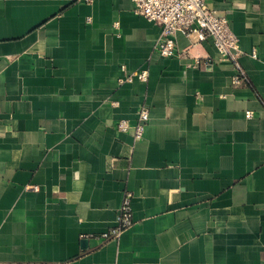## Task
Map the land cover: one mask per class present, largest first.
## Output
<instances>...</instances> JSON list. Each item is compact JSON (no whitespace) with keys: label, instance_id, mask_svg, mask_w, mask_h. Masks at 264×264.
I'll list each match as a JSON object with an SVG mask.
<instances>
[{"label":"crops","instance_id":"crops-1","mask_svg":"<svg viewBox=\"0 0 264 264\" xmlns=\"http://www.w3.org/2000/svg\"><path fill=\"white\" fill-rule=\"evenodd\" d=\"M206 4L239 84L211 38L158 55L131 0H0V264H264V0Z\"/></svg>","mask_w":264,"mask_h":264},{"label":"built area","instance_id":"built-area-1","mask_svg":"<svg viewBox=\"0 0 264 264\" xmlns=\"http://www.w3.org/2000/svg\"><path fill=\"white\" fill-rule=\"evenodd\" d=\"M134 12L149 21L161 25L160 36L154 46L155 52L163 57L175 55L176 35L181 32L190 40L202 41L211 38L222 59L230 60L236 69L232 78L234 84H239L244 79V72L238 62L240 49L237 36L231 30L229 21L225 14L217 13L208 7L206 0H131ZM256 57L255 52L252 53ZM200 61L196 59L187 67L199 66ZM125 71V67L121 66ZM137 78L142 84L148 80V70L143 68L127 74L119 81H132ZM245 116H253L251 111H246ZM149 118L148 106L142 104L135 120L119 119L115 128L120 132L132 131L135 139L142 138L144 127ZM132 193H124L118 208L117 223L114 227L100 234L104 239L116 238L120 233L133 225L131 209Z\"/></svg>","mask_w":264,"mask_h":264}]
</instances>
